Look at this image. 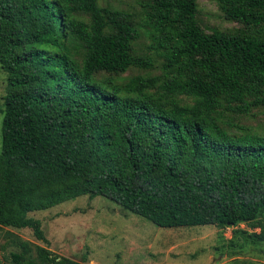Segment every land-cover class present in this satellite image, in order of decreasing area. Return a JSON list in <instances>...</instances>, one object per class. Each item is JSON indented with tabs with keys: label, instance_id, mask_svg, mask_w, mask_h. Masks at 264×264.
<instances>
[{
	"label": "trees",
	"instance_id": "obj_1",
	"mask_svg": "<svg viewBox=\"0 0 264 264\" xmlns=\"http://www.w3.org/2000/svg\"><path fill=\"white\" fill-rule=\"evenodd\" d=\"M102 1L0 0V264L88 262L30 216L82 196L264 241V130L245 122L264 110V0H218L242 27L210 33L197 0Z\"/></svg>",
	"mask_w": 264,
	"mask_h": 264
},
{
	"label": "rangeland",
	"instance_id": "obj_2",
	"mask_svg": "<svg viewBox=\"0 0 264 264\" xmlns=\"http://www.w3.org/2000/svg\"><path fill=\"white\" fill-rule=\"evenodd\" d=\"M139 1L103 0L102 4L134 11L139 9ZM197 3L199 22L208 33L213 28L232 31L242 27L224 18L218 0H197ZM140 73L143 72L132 70L124 76ZM154 73L160 74V69ZM7 79L0 66V109L4 105ZM255 112V117L245 122L264 130V110ZM3 121L4 114L0 111V152ZM30 216L41 220L51 250L78 260L86 256L88 262L83 264H264V241L253 237L261 230L251 224L234 228L213 225L161 228L103 196L78 197ZM12 231L42 245L32 230ZM4 239L1 235L0 247ZM9 251L1 250V254L8 256Z\"/></svg>",
	"mask_w": 264,
	"mask_h": 264
},
{
	"label": "crops",
	"instance_id": "obj_3",
	"mask_svg": "<svg viewBox=\"0 0 264 264\" xmlns=\"http://www.w3.org/2000/svg\"><path fill=\"white\" fill-rule=\"evenodd\" d=\"M53 251V250H52ZM53 252H55V251H53ZM56 254H58V255H60V256H64V257H68V258H73V257H69V256H66V255H63V254H60V253H58V252H55Z\"/></svg>",
	"mask_w": 264,
	"mask_h": 264
}]
</instances>
